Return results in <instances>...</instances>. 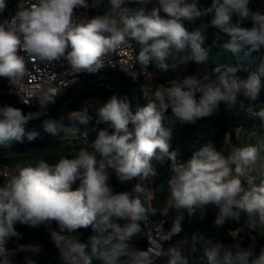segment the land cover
Here are the masks:
<instances>
[{
  "label": "clouds",
  "instance_id": "1",
  "mask_svg": "<svg viewBox=\"0 0 264 264\" xmlns=\"http://www.w3.org/2000/svg\"><path fill=\"white\" fill-rule=\"evenodd\" d=\"M101 2L20 0L15 15L0 22V77L16 84L25 76L21 51L43 61L63 59L76 72L96 73L105 66L103 58L129 38L141 45L137 60L142 71L153 61L163 71L189 61L204 64L209 50L203 47L202 30L189 32L182 21L209 14L213 17L211 26L230 36L222 46L228 52L248 56L264 48V12L252 10L251 0H212L211 6L204 9L198 7V0H157L151 11L125 6L147 0H108L106 14L75 20L76 9L98 8ZM5 8V0H0V13ZM249 23L251 27L244 26ZM213 71L218 73L215 81L208 76H189L156 89L153 99L135 112L127 96L113 94L95 110L97 123L108 124L112 131L99 130L91 151L81 149L75 158H61L54 166L41 159L36 166L18 168L0 185V264H12L10 257L18 252L41 250L39 244H18L13 250L6 247L11 238L22 239L18 224L45 226L62 264H93V257L102 264H156L160 257H167L165 264H189L182 249H165L162 242L182 232L184 212L192 216L200 209L203 213L208 205L218 210L213 221L218 228L229 220L239 222L241 214L247 217L246 223L264 226V181L257 185L250 174L259 158L258 148H233L225 156L208 144L183 163L178 160V150H172L171 128L164 126L169 109L180 123L194 125L211 116L221 101L235 103L240 92L251 100L259 97L264 63L246 80L235 78L237 69L231 66H217ZM132 78H136L135 73ZM56 95L57 90L49 89L36 97L40 110L27 114L18 107L0 106V145L22 143L25 137L35 140L39 133L29 131L27 126L41 117H47L41 124L44 131L56 135L58 126H63V117L47 116V107L55 103ZM75 115L81 124L91 119L88 107ZM257 115L264 121V109ZM153 159L170 161V197L165 213L175 209L180 215L158 242L150 241L147 249L140 250L133 240L141 232L139 222L147 212L140 199L145 187L136 184L135 195L115 192L109 182V169L120 183L134 178L144 180L156 174ZM76 181L79 185L73 189ZM53 223L57 228H52ZM88 227L95 235L86 244L74 233ZM206 245L207 264H264V248L257 256L253 249H244L238 242L225 246L207 240ZM26 264L35 261L27 258Z\"/></svg>",
  "mask_w": 264,
  "mask_h": 264
},
{
  "label": "trees",
  "instance_id": "2",
  "mask_svg": "<svg viewBox=\"0 0 264 264\" xmlns=\"http://www.w3.org/2000/svg\"><path fill=\"white\" fill-rule=\"evenodd\" d=\"M17 0H13L11 7ZM153 0H147L144 4H136L129 2L128 7L135 9L143 7L146 11H151L154 7ZM91 3V0H89ZM212 4V0H198V7L201 9L208 8ZM252 10H258L264 12V6L250 4ZM109 10L108 0H102L98 8H92L91 15H103ZM163 16L164 14L161 13ZM200 18L205 19L206 25V36H205V48L209 50L208 65L211 69L217 66H231L237 69L236 75L242 77H248L251 73L257 72L261 63H264V48H261L259 52H253L251 55L245 56L243 52L233 54L228 52L222 46L230 40V36L220 30L219 28L211 26L212 15L201 16ZM200 18L195 20H183L185 28L192 32L196 29H201ZM235 20V17L233 18ZM245 27H251V24H245ZM130 39V38H129ZM136 47L137 57L141 50V45L130 39ZM190 51V50H189ZM172 61L169 60V64ZM139 64V63H138ZM199 64L189 61L185 72L182 74V78L189 76H197ZM149 67L155 72L156 78L153 85V93L156 89L161 87L170 86L172 81H176L178 77V68L174 70L163 71L156 66V62L153 61ZM91 74L84 76L82 79L89 77ZM130 84V89L133 98V112L138 107L145 106L153 96L149 99L144 98L139 90L135 88L133 84ZM118 94L125 96L124 88L120 83H116L110 79L99 80L83 91L77 94L71 101L57 108L56 110L47 113L48 117L60 119L63 117V126L71 127L76 135L81 131L88 132L90 134V141L86 143L78 144V147L89 148L92 147V142L97 138L99 130L107 129L110 133L112 131L106 123H97L96 114L88 109L89 116L91 117L88 124H81L75 113L79 112L82 108L86 107L85 101L92 99H99L103 103L106 102L111 95ZM199 94H197V98ZM5 105H9L3 99ZM18 104V103H17ZM18 108L23 107L18 104ZM240 108L239 112H235L236 109ZM264 109V77H261V91L259 97L256 100H251L247 96L237 95L235 103H228L221 101L218 108L209 117H204L197 121L194 125L182 124L171 115L169 109L166 113L167 119L164 121V126L171 128L172 130V150H178V160L186 163L194 152L198 151L203 146L211 144L217 151H220L223 155H230L233 148L244 147L250 145V140L253 138H262L264 136V121H262L257 113ZM249 111V112H248ZM27 114V113H25ZM47 117H41L40 119L31 121L27 129L29 131L36 130L39 135L33 141H28L25 137L23 142H9L7 144L0 145V148H13L23 146L25 144L36 143V142H50L67 140V136L62 132L61 126H58L57 134L50 135L42 128V120ZM262 153L264 155V143L261 144ZM78 155V151L69 150H31L12 157H0V165H5L16 171L18 168L25 166H36L38 162L43 159L50 166L56 165L61 158H75ZM99 159V156L97 157ZM152 166L155 170L153 179V195L146 205L147 211L153 216L156 215L163 209L166 208V202L170 197L168 188V179L170 173V161L165 159L160 161L157 159L152 160ZM112 187L115 192L128 191L134 195V184L124 182H118L116 176L110 178ZM135 183L140 182L139 178H134ZM5 183L4 179L0 175V185ZM146 197L144 198V200ZM145 202L147 201H144ZM142 202V203H143ZM155 211V212H154ZM204 218H198V214L202 212L200 209L197 210L195 215L188 216L184 212V220L182 221V232L171 238L169 242L170 246H176L182 248L185 245L194 242V250L190 257L189 264H207L206 257L204 256V249L207 246L206 241L212 240L214 243H222L225 246L232 245L234 243H240L244 249H253L255 255H259L262 248H264V235L259 236L253 229H251L246 223L247 217L241 214L240 221L229 220L223 227H216L213 223L217 208L213 205H208ZM180 215L175 209H168L166 214V228L171 229L172 224L176 217ZM142 227V222H139ZM54 226L53 228H55ZM17 231L22 234V239L17 240L11 238L7 245L17 246L18 244L37 245L41 246V255L36 260L35 264H62L60 260L58 250L55 248L50 240V235L45 226L37 228H29L26 225H17ZM79 239L83 243H89V238L95 235L92 227L82 228L78 231ZM141 235V232L139 233ZM256 238V244L253 247L252 241ZM140 248L143 250L142 240L139 242ZM90 252V248H89ZM167 257H164L158 264H165ZM93 264H102V262L93 257Z\"/></svg>",
  "mask_w": 264,
  "mask_h": 264
},
{
  "label": "built area",
  "instance_id": "3",
  "mask_svg": "<svg viewBox=\"0 0 264 264\" xmlns=\"http://www.w3.org/2000/svg\"><path fill=\"white\" fill-rule=\"evenodd\" d=\"M20 0H17L15 4L8 9L5 15L1 18L0 22L10 19L15 15L17 6ZM92 7L88 9L78 8L76 9L75 20L79 22L81 19L90 18ZM24 56L26 63V74L21 78L16 84H11L6 78L4 79L5 86L8 93H10L18 104L23 108H40L39 102L36 99L38 96H42L49 89L57 90V95L55 96V103L64 96L70 88H72L76 83H78L82 78L89 73L87 71L76 72L68 65L67 61L61 59L58 61H43L36 57H29L22 51L19 53ZM104 67L99 71H116L122 74L128 82L133 84L140 94L149 99L153 96V85L156 78L155 72L148 67L146 71L141 70V65L138 64L137 60V50L135 44L128 39V42L121 46L116 52L110 53L103 58ZM98 71V72H99ZM136 74V78H132V74ZM3 95L0 91V106H4ZM25 100H30L28 104H25ZM53 104H49L51 106ZM240 111V108L236 109V113ZM249 112V111H248ZM73 140H78L79 142L86 143L89 142L91 137L88 132L80 131L77 135L72 137ZM0 173H5L1 175L5 183L10 178L11 175L16 174L12 168L5 165H0ZM110 178L115 176L113 170L109 169ZM128 183L134 184L135 180L132 179L127 181ZM79 181H76L72 185L73 189L78 187ZM135 195V193H134ZM145 196L144 192L140 194V199L143 202ZM146 201V199L144 200ZM144 207H146L147 202H143ZM147 210V209H146ZM168 211V210H167ZM166 214L161 210L156 217H153L149 211L146 212V216L142 222L141 229L144 231V236L142 237L143 250L147 249L150 244L149 242L156 243L159 241L161 235L166 234L170 230L166 228ZM206 215V211L200 212L198 218L202 219ZM54 226H57L53 223ZM53 226V227H54ZM169 241H164L163 247L167 249L169 247ZM176 247V246H173ZM164 257H160L156 260L158 264Z\"/></svg>",
  "mask_w": 264,
  "mask_h": 264
},
{
  "label": "water",
  "instance_id": "4",
  "mask_svg": "<svg viewBox=\"0 0 264 264\" xmlns=\"http://www.w3.org/2000/svg\"><path fill=\"white\" fill-rule=\"evenodd\" d=\"M13 0H5L6 8L3 13H0V20L5 15V13L8 11L12 4ZM104 79H110L115 81L116 83H120L124 88L125 96L128 97L131 108H133L134 102L132 98V93L130 89V84L128 80L119 72L116 71H99L96 73L91 74L89 77L84 78L80 80L78 83H76L68 92L62 96L56 103H54L51 106L47 107V113H50L57 108L61 107L62 105L68 103L71 101L77 94H79L81 91H83L86 87L91 85L92 83L104 80ZM0 91L2 92L4 100L11 106L18 107L17 101L15 98L8 93L7 88L4 83L3 77H0ZM40 108H22V111L24 113L28 112H36L39 111ZM82 142H79L78 140L73 139H67V140H60V141H50V142H36V143H30L25 144L23 146L19 147H13V148H0V157H12L27 151L31 150H44V149H53V150H69V151H80L81 149H87L91 151L92 147L85 148V147H78V144ZM243 218V217H241ZM142 237L144 236V231L141 230Z\"/></svg>",
  "mask_w": 264,
  "mask_h": 264
},
{
  "label": "crops",
  "instance_id": "5",
  "mask_svg": "<svg viewBox=\"0 0 264 264\" xmlns=\"http://www.w3.org/2000/svg\"><path fill=\"white\" fill-rule=\"evenodd\" d=\"M155 1L157 0H153L152 3L154 6L155 5ZM128 7V4L126 3V5ZM200 23H201V27H202V32L203 34L206 36V25H205V19L204 18H200L199 19ZM203 47H205V42L203 44ZM205 67H204V74L205 76H208L209 77V80L211 81H215L217 79V76H218V73H215L213 71V69H211L208 65V60L205 62ZM187 64L186 63L185 65H180L179 68H178V77H180V80L179 82H182L184 79L182 78V74L183 72H185L186 68H187ZM200 64L198 66V70H197V76L198 78H203V75L201 76L200 75ZM235 75V78L239 79V80H246L248 77H242L240 75ZM178 77L176 79V81L178 80ZM202 82H203V79H202ZM237 95H243V92H240L238 93ZM94 100V99H92ZM92 100H89V101H92ZM103 103V102H102ZM76 133L74 131L73 134H71L67 139H72L73 136H75ZM264 143V136L262 138H253L250 140V145H253V146H256L259 150V158L256 162V164L253 166V169L255 170V172H260V171H264V155L262 153V148H261V144ZM264 179V175L262 177ZM263 180H260L259 183L257 185H259ZM141 184H143V186L145 187V191H144V196L146 197V201H147V204H149V201L150 199L152 198V195H153V179L152 177H148L144 180H141L140 181ZM245 186L247 187L246 185V182H245ZM164 211V209H163ZM155 212V211H154ZM249 227L251 229H253L259 236H263L264 235V226H261L259 225V223H257L256 225H252L250 223H248ZM53 224H52V228H53ZM57 228V226L55 227ZM142 230V229H141ZM76 235H78L79 237V234L78 232L74 233ZM138 236H136L133 240V244L135 245V247H137V242H138V239H137ZM142 240V239H141ZM256 238H253V241H252V245L253 247L255 246L256 244ZM194 243V242H193ZM189 246V247H188ZM6 247L9 249V250H13L15 249L16 247L15 246H12V245H6ZM189 248V251L187 250V248ZM182 249V254L185 256L187 254V258L190 259L192 253H193V250H194V244L191 245V243L185 245L184 247L180 248ZM41 255V251H39L38 253H29V252H18L14 255H12L10 257L11 261H12V264H26V259L27 258H30L32 259L33 261L36 262V260L38 259V257Z\"/></svg>",
  "mask_w": 264,
  "mask_h": 264
},
{
  "label": "rangeland",
  "instance_id": "6",
  "mask_svg": "<svg viewBox=\"0 0 264 264\" xmlns=\"http://www.w3.org/2000/svg\"><path fill=\"white\" fill-rule=\"evenodd\" d=\"M251 3L252 4H254V5H262V6H264V0H251ZM155 5L157 6V1H155ZM205 36V35H204ZM204 42H205V40H204ZM205 64L206 63H204V64H200V75L202 76L203 75V77L205 76V74H204V72H203V70H204V67H205ZM185 65V64H184ZM179 80H180V77H178V80H177V82H179ZM88 102V104L86 105V107H88V109L91 111V112H93L94 114H96V112H95V110H96V108L100 105V104H102V101L101 100H99V99H94V100H92V101H87ZM61 130H62V132L63 133H65V135L67 136V138L71 135V134H73L74 133V130L71 128V127H68V126H62L61 127ZM250 174L253 176V177H255V183L256 184H258L259 183V181L260 180H263L264 181V179L262 178L263 177V175H264V171H260V172H255V170L252 168V170L250 171ZM110 184H111V186H112V182H111V179H110ZM121 223H123V221H121ZM138 237H137V239H138V242H137V247L136 248H138V249H140L141 250V248H140V241H141V235H137ZM192 244H194L193 243V241L191 242V245ZM189 247V246H188ZM188 247H186L187 248V250L189 251V248ZM185 257H187V254L185 255Z\"/></svg>",
  "mask_w": 264,
  "mask_h": 264
}]
</instances>
